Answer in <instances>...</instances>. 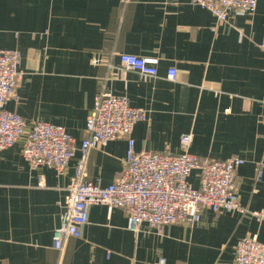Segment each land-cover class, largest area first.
Returning <instances> with one entry per match:
<instances>
[{"label":"crops","instance_id":"crops-1","mask_svg":"<svg viewBox=\"0 0 264 264\" xmlns=\"http://www.w3.org/2000/svg\"><path fill=\"white\" fill-rule=\"evenodd\" d=\"M0 50L22 56L6 109L28 128L62 126L79 146L95 96L125 97L147 115L131 136L136 153L179 156L181 137L191 135L188 152L197 161H244L239 202L264 210V0L253 15L229 13L225 23L187 0H0ZM119 54L157 58L158 76L111 69ZM171 68L175 81L166 78ZM22 146L0 151V264H234L240 240L264 244V222L249 215L203 209L193 227L173 224L160 234L143 224L133 234L122 210L92 206L80 237L55 251L53 232L80 153L57 175L32 170ZM127 147L117 139L89 151L86 180L112 184ZM189 181L198 187L196 172Z\"/></svg>","mask_w":264,"mask_h":264},{"label":"built area","instance_id":"built-area-1","mask_svg":"<svg viewBox=\"0 0 264 264\" xmlns=\"http://www.w3.org/2000/svg\"><path fill=\"white\" fill-rule=\"evenodd\" d=\"M126 0H121L125 2ZM189 4L210 12L217 22L225 23L229 13L253 15L262 0H187ZM22 56L17 50H0V151L23 141L22 157L32 170L46 167L62 175L76 151L80 153L74 175L67 187L62 206L60 225L53 232L52 248L61 251L68 238H79L80 229L88 221L89 208L104 206L108 211L122 210L127 229L137 234L146 224L150 230L162 233L173 224L193 227L200 222L201 210L249 215L264 222V210L248 211L239 202L236 174L244 161L232 157L225 161L197 159L189 154L191 135L180 139L181 154L136 153L131 139L138 123L145 122L144 110L131 107L125 97L107 92L95 96L85 122V138L79 146L69 133L58 125L37 122L27 127L25 121L6 109L16 96L21 81L19 66ZM159 60L119 54L113 67L120 73L132 72L144 78L158 76ZM166 78L175 81L171 68ZM117 139L127 140L123 171L106 188L86 180L85 163L91 150L101 149ZM197 173L195 188L189 178ZM261 176L258 174L257 181ZM38 186L43 187L39 176ZM158 264H164L159 260ZM234 264H264V244L255 237L240 240L235 247Z\"/></svg>","mask_w":264,"mask_h":264}]
</instances>
